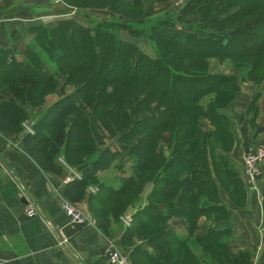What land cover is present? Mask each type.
<instances>
[{"label":"trees","instance_id":"trees-1","mask_svg":"<svg viewBox=\"0 0 264 264\" xmlns=\"http://www.w3.org/2000/svg\"><path fill=\"white\" fill-rule=\"evenodd\" d=\"M60 1L79 11L106 9L116 13L124 7H141V10L133 20L119 14L117 18L101 23L92 21L91 27L75 18L41 26L27 47L30 50L27 55L38 57L40 50L47 52L48 61L54 68L46 75H32L33 71L26 72L31 70L27 64L23 66L13 57L8 60L0 55V69L9 71L0 76V89L6 88L13 94L7 102H0V133H20L23 121L28 117L24 108L29 106L34 110L41 106L45 97L57 90L55 77L65 73L66 85H79L80 89L76 90L80 91L56 102L46 116L34 124L35 132L26 133L22 139L26 153L45 172L63 174L65 168L56 163L61 156L70 168L85 166L80 180L65 185L63 197L73 203L81 201L87 183L97 182L96 170L108 167L121 152H127L132 158L139 155L144 162L137 160L136 172L149 171L152 175L149 182L156 187L150 199L163 197L167 199L165 204L177 200L171 203L173 215L188 220L189 234L200 228L192 222L197 217H206L213 226L197 238L198 244L205 237L220 234L222 241L217 248H228L230 241L226 244V237L223 238L231 227L227 222V208L212 204L219 202L223 192L233 201L240 195L244 197L243 183L236 169L230 168L227 157L234 145V134L227 116L221 113L238 89L234 77L208 73L207 69L210 59H217L219 63L230 60L242 71L241 81L245 79L256 85L264 82L261 67L264 63V0H188L176 16L151 26L148 33L134 30L130 20L146 22L145 16L154 13L155 5L168 0ZM98 2L102 6H97ZM200 10L207 19L203 18V22L198 17L194 24L192 19ZM122 32L132 37L146 36L153 45L155 57L148 56L136 43L124 39ZM72 47L85 60L78 66H65L62 62L66 52L73 53ZM8 51L0 49V53ZM71 72L83 74V77L73 79ZM211 94L213 97L203 103L205 96ZM58 108L61 110L56 111ZM248 113L252 123L254 99L247 108ZM203 120L213 127L207 134L199 132L205 127ZM107 139L111 144L105 143ZM143 143L146 146L142 148ZM182 154H186L184 158ZM219 169L228 176L226 182L231 188L227 183V187L221 186L219 177L212 176L211 172L217 176ZM181 173L186 174L182 176ZM107 185L102 183L101 186L115 191L110 197L114 199L111 203L115 202L111 204L112 213L119 216L124 207L135 206L134 202L128 203L127 197L119 199L129 185L118 190ZM162 205L153 202L148 205L144 222L138 225L140 230L168 221L169 215L164 214ZM102 218L103 215L99 222ZM96 227L108 237L106 225L97 221ZM127 233L129 235L128 230ZM172 236L177 240L174 246L190 248L185 244L187 238ZM156 249L160 250L157 246ZM136 253L133 251L128 256L131 264H138L133 259ZM144 257L153 264L159 262L152 256ZM211 257L218 263L213 254ZM228 257L229 264H246L250 256L246 252ZM160 261L162 264L182 262L171 252Z\"/></svg>","mask_w":264,"mask_h":264},{"label":"crops","instance_id":"crops-1","mask_svg":"<svg viewBox=\"0 0 264 264\" xmlns=\"http://www.w3.org/2000/svg\"><path fill=\"white\" fill-rule=\"evenodd\" d=\"M7 2L0 3V49L10 50L18 62L24 60L27 40L33 35L30 33L39 31L43 21L54 23L66 19L71 9L59 0L56 4L62 9L55 11L49 3V9L44 12L46 15L41 9L31 7L37 13H26V16L19 10V5L12 4L14 0ZM161 8L165 9L163 5L156 4L154 12ZM88 10L93 11H85ZM14 26L23 28V36L16 39L9 36ZM131 42L136 43L134 40ZM244 87L247 89L243 100H240V104L245 106L244 126L239 130L242 134L235 137L233 148L227 153L229 162L238 165L244 197L240 195L233 201L223 192L219 199L222 198L221 202L229 213L234 239L232 252L250 249L254 264H264V161L256 191H249L242 181V157L245 156V149L251 146V138L264 142V94L259 100L257 95L253 96L255 90L263 93L264 87L261 83L245 84ZM12 95L8 89L1 88L0 102H7ZM253 99L255 118L250 123L251 115L247 114V108ZM26 133H0V264H106L103 255L110 238L92 221L83 225L70 223L61 208V202L65 200L64 186L69 182L67 171L65 169L63 174L55 175L41 170L23 147L22 139ZM31 208L35 210L34 216L27 214V209ZM177 221L174 228L181 233L184 231L183 221ZM178 247L198 250L194 246H190L191 249L188 246ZM191 258L199 264L197 255L193 253Z\"/></svg>","mask_w":264,"mask_h":264},{"label":"rangeland","instance_id":"rangeland-1","mask_svg":"<svg viewBox=\"0 0 264 264\" xmlns=\"http://www.w3.org/2000/svg\"><path fill=\"white\" fill-rule=\"evenodd\" d=\"M7 1L9 0H1L0 3L6 4L8 3ZM170 1H171V4H170ZM187 1L188 0L160 1L158 5H163L165 9L161 8L160 10L155 11L154 14L145 16V19L147 21L142 22V23H140V21L139 22L131 21L138 16V13L140 12L141 7H124V8L119 9L116 13H111L105 9H94L95 11L94 10L93 11L92 10L79 11L75 8H71L67 12L69 13V17H66V19L75 18L81 23H83L84 25L91 27L93 25L92 21L94 23L95 22L101 23L102 21L117 18L119 14L120 15L123 14L125 15L126 18L131 19L130 25L134 30H141L145 33H148L151 26L156 25L162 22L163 20L168 19L169 17L176 16V14L179 13V9L181 8V6H183ZM58 2L59 0H50V2L49 0H14L12 4L19 5V10H21L25 14L27 13L28 15H31V12H33V14L37 13V12H34L33 8L31 7H36L37 9H41L43 11L42 14L46 15L47 13H44V12L49 9L50 5H51L50 8H52L55 11L58 9H62V8H58L59 6H57L58 4H56ZM97 6H102V5L100 2H98ZM175 8L177 9L175 10ZM65 11H62V12H65ZM202 12L203 10H200L198 12V16L192 19L194 24H196L198 17L201 20L203 18L207 19L206 14ZM50 25H53V21L52 22L49 21V23H47V20H46V22L43 21L41 23V26L43 28L48 27ZM22 29L23 28L14 26L9 36L11 35L10 37H12L13 39H16V37H19V36H23L21 35L24 32L22 31ZM8 31L9 29L7 28V32ZM30 34H33V35H30L31 38L27 40L26 48L24 50V60L21 61L23 66H26L27 64L26 67L31 69L30 71H26V72L29 73L33 71L32 75H37V74L40 75L41 73L42 75H46V74L53 72V68H54L53 63L48 61L47 52L45 50L44 51L40 50L41 52L38 57L34 55H27V52L30 51L27 47L29 46V43L32 41V37L35 35L34 33H30ZM121 36L128 41L134 40L136 44L138 45L139 49L143 53L149 55L152 58L155 57V51L153 49V45L150 42V40L146 38V36L132 37L127 32H122ZM242 48H244V45H242ZM72 50H73V53H71L70 51L66 52L67 55L64 57V60L62 62L65 64V66L66 65L78 66L79 64H82L85 60V59H82L83 55L77 52L75 48L72 47ZM8 52L7 53L2 52L0 53V55H2V57L5 56L9 60L10 57H12V55L10 53L11 51L9 53ZM216 60L217 59L209 60L210 65L207 69V72L213 73V74L228 75V76L234 77L236 81L235 85L238 91L234 92L233 99L228 104V106H226L223 110H221V113L227 116L226 118L229 120L230 129L232 130L234 134V138L235 137L237 138V136H240L242 134L241 132H239V130L241 128L243 129V126H244L243 112H244L245 106L240 104V100L241 101L243 100L244 92L247 89V87H244V86L245 84H251V83L255 84V83L252 81H246L245 79L241 81V77L243 76V74H241L242 71L239 68H236V66L233 64L232 61L226 60V61L219 63ZM15 61L18 62L16 59ZM254 61L256 60H249L248 62H254ZM261 67H263L264 69V63H262ZM7 72L9 71L6 69L4 71L0 69V76ZM73 73L74 72H71V75ZM82 75L83 74H79V73L73 74L74 76L73 79L77 78V80H80L83 77ZM65 76H66L65 73H62V74H58L55 77V80H57V86H58L56 88L57 90L54 93L48 94L45 97L44 103L41 106L34 108V110L30 109L29 106L24 108V110L27 112L28 117L23 121L22 131L33 134V132H35L33 129L34 124L38 123V121L41 118H44V116H46V114L49 112L48 109L52 108L54 104L58 102L60 99H63L66 96H70L75 91L76 92L80 91V90H76V89H80L79 85H73V84L66 85L68 79ZM261 85L264 87V83L263 84L261 83ZM262 94H264V92L260 93L258 90L257 91L255 90L253 92V96L257 95L258 100L262 96ZM211 97H213L212 94L205 96V98L202 100L203 103L208 101ZM66 104H69V101L66 102ZM60 110L61 109L58 108L56 111H60ZM45 121H47V119ZM203 121H205L203 123L205 124V127L200 129L199 132H201L202 134H205V133L207 134L208 131L213 130V127L208 124L207 120H203ZM144 133L145 132H143L142 134L145 135ZM251 139H252L251 146L248 147L249 152L251 150L256 149L259 146H264V142H258V140H254V138H251ZM105 143H107V145L109 143L111 144V140L107 139ZM140 146H142L143 148L146 146V144L143 143ZM248 149H245V152H247ZM185 155L186 154H182L181 155L182 158H184ZM137 160L141 162L142 156L136 155L134 158H132L127 152H121L120 154H118L116 158L110 161V165L108 167L104 169L96 170L95 177H97V182L90 183V184L89 182L87 183V185L83 189L84 197L81 201L73 203L65 198L64 199L68 202H71L78 209L79 212H82L84 216L88 219V221L94 222L95 226L97 225V221L100 225H106L108 227V238H110V240H112L113 243L117 244L118 247L121 248L125 252V255H127V257L133 251H136L142 254L140 255L136 253L133 256V259L138 264H153L152 262L146 260V258L144 257L145 255L152 256L154 258L153 260L159 261L157 264H162L161 263L162 261L160 260H163V257L165 256L167 252H171V255L174 258H178V260L182 261L181 263L178 262L177 264H196L195 259L191 258L193 253L194 255H197L199 263L201 264H229L227 260L229 258L228 256H231V254H232V257H237V255L239 256L241 253L248 252L250 256L249 261L251 264H254L253 252L250 249L244 250L242 252H232L231 248H232V244L234 240L233 235H231L232 227H230V230L229 232H227V235L225 236L223 235V238L226 237L225 238L226 244L229 243L227 241H230L229 243L230 245L228 244V248H223V247H221V249L217 248V244L220 241H222L221 240L222 236L220 234H216L212 236L211 238L205 237L203 239V242L201 244H198L199 240L197 238L204 235L207 231H210L211 227L213 226L212 225L213 222L209 221V219L203 216L197 217V220H194L192 222V225L197 224V226L198 227L200 226V228H197L196 230L192 232V234H189V231L186 229L187 223L189 224L188 220L186 219L187 220L186 221L183 218L179 219L178 217H174L173 215L174 209L172 208V206L174 205L171 203H176L177 200H172L171 202L165 204L167 201L166 198L156 196V197H151L152 199H150V196L152 195L153 191H155L156 187L153 188V182H149L152 179V175L150 174L149 171L139 170V172H136L134 165L137 162ZM263 161H264V158L259 163L260 169H261V164ZM142 162L144 161L142 160ZM56 163L59 165L62 164L63 167L66 169L69 182L73 180H80L82 178V175H83L82 169L85 166L70 168L69 166L66 165L62 156L56 159ZM178 164L181 165L180 163ZM230 164H231L230 168L236 169V173L239 178L240 172L237 168L238 165L234 163H230ZM176 165L177 164H175V168L177 167ZM242 165H244V156L242 157ZM171 169L173 170L174 167H172ZM185 174L186 173H181L182 176H184ZM211 174L212 176L214 175L215 178L219 177L221 186H226V183L228 182L227 181L228 176L224 174V172H222L221 169H219L217 176L214 171L211 172ZM164 178L165 177H163L162 179ZM130 179H133L136 181L132 182ZM242 181L246 184L244 176H243V172H242ZM164 182H167L166 178L164 179ZM102 183L108 184L107 186L109 187L111 185L114 186V188L112 189H115V190H118L119 188L123 186L129 185L124 195L123 196L121 195L119 199L122 197L123 198L125 197L124 199H126L127 197L128 203L134 202L135 206H128L126 208L124 207L123 212L119 216H116L114 213L111 212L113 208L111 204H115V202L111 203L113 198H110L111 193L113 195L115 191L110 190L109 188H106L104 186H101ZM217 185L219 184L217 183ZM227 185L228 187L231 188L230 183H227ZM143 186H144L143 191L141 193H138ZM205 191H207V189ZM206 193L207 192H205L204 194ZM221 199H219V202L215 204L213 203L212 206L213 207H216V206L225 207V205L221 202ZM151 202L157 203V204L158 203L163 204L161 206V209L165 211L164 212L165 215H169L168 217L169 219L166 222L162 221V224L157 222V223H154V225H149L148 227H145V229L142 228V230H140L138 225L141 221L144 222L143 219H145V216H146L144 214L145 209L149 207L148 205H150ZM137 214L139 216L135 220V216ZM102 215H103V218H102V221H101L102 223H101L99 222L100 221L99 218H101ZM143 215L144 217H142ZM177 220L183 221L184 231L181 233L176 232L174 228V224L178 222ZM227 222L230 224L229 219L227 220ZM208 223H210V225H208ZM202 227L205 230H202L201 229ZM127 230L129 231V235L127 233ZM171 234L187 238V240L185 241L186 242L185 244L189 246L198 247V250L194 248L193 251H190V250L186 251L182 248H179L178 246H174L177 243V240ZM122 240H125V242L123 243ZM156 246L157 248H160V250L157 251ZM205 249H208L210 252H206ZM210 254L211 255L213 254L216 257L218 263L213 261V258L211 257ZM129 261L131 263L130 259ZM249 261H247L246 264H248Z\"/></svg>","mask_w":264,"mask_h":264},{"label":"built area","instance_id":"built-area-1","mask_svg":"<svg viewBox=\"0 0 264 264\" xmlns=\"http://www.w3.org/2000/svg\"><path fill=\"white\" fill-rule=\"evenodd\" d=\"M264 158V146H259L254 150L245 152L244 165H242V172L245 179V186L249 191H256L257 178L260 174L259 163ZM78 177V176H77ZM61 208L70 223L83 225L86 224L88 219L84 216L82 212L71 203L63 200L61 203ZM27 214L34 216L35 210L33 208L27 209ZM104 260L106 264H131L125 252L118 247L117 244L109 240L108 246L104 252Z\"/></svg>","mask_w":264,"mask_h":264}]
</instances>
